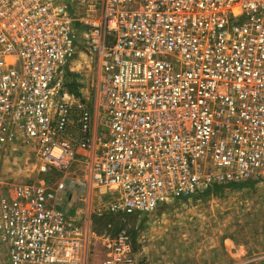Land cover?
I'll list each match as a JSON object with an SVG mask.
<instances>
[{
  "label": "built area",
  "instance_id": "built-area-1",
  "mask_svg": "<svg viewBox=\"0 0 264 264\" xmlns=\"http://www.w3.org/2000/svg\"><path fill=\"white\" fill-rule=\"evenodd\" d=\"M79 48L92 92L75 96L64 69ZM19 140L59 179L0 186L8 264H86L70 172L125 214L264 183V0H0V167ZM101 246V264L134 261L125 229Z\"/></svg>",
  "mask_w": 264,
  "mask_h": 264
},
{
  "label": "rangeland",
  "instance_id": "rangeland-1",
  "mask_svg": "<svg viewBox=\"0 0 264 264\" xmlns=\"http://www.w3.org/2000/svg\"><path fill=\"white\" fill-rule=\"evenodd\" d=\"M64 70L77 75L81 93L92 92L93 63L82 48ZM69 176L65 203L89 229L86 264H101L102 240L119 228L133 238L132 264H264V183L243 181L174 199L152 212L125 214L110 209L115 193L81 191ZM43 177L53 184L59 179L56 173L39 174L30 144L19 140L7 149L0 167L3 192L10 195L14 184ZM0 264H8L1 242Z\"/></svg>",
  "mask_w": 264,
  "mask_h": 264
},
{
  "label": "trees",
  "instance_id": "trees-1",
  "mask_svg": "<svg viewBox=\"0 0 264 264\" xmlns=\"http://www.w3.org/2000/svg\"><path fill=\"white\" fill-rule=\"evenodd\" d=\"M77 75L75 73H72V72H66V75H65V80H64V87L65 89L75 95V96H79L80 95V83L78 82L77 80ZM233 184H222V185H219V184H215L213 185L212 187L208 188L207 190H205L203 193H207L208 191H210V189H219V188H222V187H228V186H232ZM120 229V228H119ZM119 229L116 230L119 231Z\"/></svg>",
  "mask_w": 264,
  "mask_h": 264
}]
</instances>
